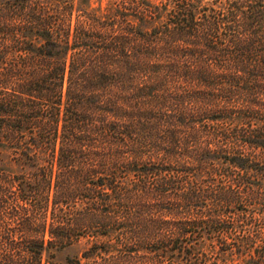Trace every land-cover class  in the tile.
Wrapping results in <instances>:
<instances>
[{
  "label": "trees",
  "instance_id": "1",
  "mask_svg": "<svg viewBox=\"0 0 264 264\" xmlns=\"http://www.w3.org/2000/svg\"><path fill=\"white\" fill-rule=\"evenodd\" d=\"M0 264H264V0H0Z\"/></svg>",
  "mask_w": 264,
  "mask_h": 264
},
{
  "label": "rangeland",
  "instance_id": "2",
  "mask_svg": "<svg viewBox=\"0 0 264 264\" xmlns=\"http://www.w3.org/2000/svg\"><path fill=\"white\" fill-rule=\"evenodd\" d=\"M120 1L121 0H91V5L93 7H98L99 5H101V7H105L110 3L120 2ZM154 1H158V0H154Z\"/></svg>",
  "mask_w": 264,
  "mask_h": 264
}]
</instances>
